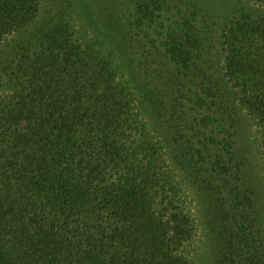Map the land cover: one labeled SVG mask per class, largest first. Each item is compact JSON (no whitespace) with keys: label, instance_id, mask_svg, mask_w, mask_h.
<instances>
[{"label":"trees","instance_id":"trees-1","mask_svg":"<svg viewBox=\"0 0 264 264\" xmlns=\"http://www.w3.org/2000/svg\"><path fill=\"white\" fill-rule=\"evenodd\" d=\"M39 3L0 0V264H184L174 251L186 215L172 209L167 194L175 188L167 173L133 140L107 59L90 46L73 48L61 29L54 33ZM177 5L182 15L184 7L191 13L192 20H180L192 30L193 48H203L217 22L206 20L194 0ZM157 8L163 10L160 2ZM252 12L253 31L240 36L233 29L224 39L222 78L191 62L192 94L202 98L197 111L210 129L195 128L201 136L196 153L208 161L216 146L230 168L239 164L233 144L244 106L264 149V7ZM113 17L120 28V17ZM121 25L126 29L123 19ZM129 35L144 60H154L147 35L136 29ZM225 111L233 115L229 124ZM238 149L243 152L241 144ZM147 223L158 240L146 232ZM257 230L256 251L264 258V234Z\"/></svg>","mask_w":264,"mask_h":264},{"label":"rangeland","instance_id":"rangeland-1","mask_svg":"<svg viewBox=\"0 0 264 264\" xmlns=\"http://www.w3.org/2000/svg\"><path fill=\"white\" fill-rule=\"evenodd\" d=\"M159 2L163 10L157 8ZM194 2L206 20L217 22V38L210 36L207 42L204 40V49L193 48L189 35L192 30L182 27L180 20H192L191 13L184 7L186 12L182 15L177 0H40L39 4L44 17L54 23V33L61 29L66 36L62 39L73 48L90 46L91 52L107 59L106 74L118 90L116 96L124 102V117L129 118L133 140L141 141L142 152L157 159L161 171L167 173L168 183L172 182L175 188V192L167 194L172 209L186 215V232L175 255L183 257L184 264H264V258L256 251L258 226L264 234V149L259 128L242 106L246 116L233 144L238 166L225 165L221 149L213 145L208 149V161L203 159L202 154L196 153L201 136L195 128L204 132L210 129L197 111V98H202L192 94L195 74L192 77L191 71L193 61L212 71L213 78H222L219 69L225 56L224 39L233 29L240 36L245 30L253 31L257 17L252 10L264 7V0ZM242 13L250 19H237ZM116 15L120 17V28L113 23ZM142 15L145 21L139 25L137 20ZM158 21L164 24L160 26ZM134 29L146 34L148 44L155 47L154 60L152 56L144 60L132 44L129 34ZM59 52L63 54L61 49ZM261 52L264 54V49ZM224 113L229 116L227 124L231 123V112ZM147 147L151 151L147 152ZM237 183L242 184L239 196ZM239 198L244 201L238 202ZM146 227L149 236L158 240L156 228L150 223Z\"/></svg>","mask_w":264,"mask_h":264}]
</instances>
